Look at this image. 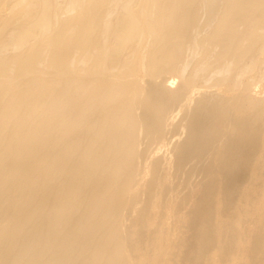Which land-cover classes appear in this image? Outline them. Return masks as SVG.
<instances>
[{"label": "bare ground", "instance_id": "bare-ground-1", "mask_svg": "<svg viewBox=\"0 0 264 264\" xmlns=\"http://www.w3.org/2000/svg\"><path fill=\"white\" fill-rule=\"evenodd\" d=\"M259 115L264 0H0V264H264Z\"/></svg>", "mask_w": 264, "mask_h": 264}, {"label": "rangeland", "instance_id": "rangeland-1", "mask_svg": "<svg viewBox=\"0 0 264 264\" xmlns=\"http://www.w3.org/2000/svg\"><path fill=\"white\" fill-rule=\"evenodd\" d=\"M263 122H264V116L263 115H259L258 117H257V119L255 120V122H254V124H253V128L255 129V130H260L261 128H262V125H263ZM258 134L259 133H257V137H258ZM254 138H255V135H254ZM256 148V147H255ZM255 152H256V154H254L255 156L254 157H252L251 159H250V161H245V162H243V161H240L237 165H236V172L237 171H239V172H241L242 174H246V173H248V172H250L251 171V169L253 168L252 166L256 163V156H260V158L262 159V163H263V167H264V153H262V154H260V152H258V150L256 149L255 150ZM264 169V168H263ZM256 174L258 175V176H260L261 177V180H262V182H263V184H262V186L261 187H257L258 188V190H264V170H262V168H260V167H258V170H256ZM248 184H246L245 186H247ZM251 187H253V185L251 186ZM227 190L226 189V187H225V185L223 186V190ZM260 191V192H261ZM231 193V192H230ZM229 193V194H230ZM234 194H235V196L237 195V193H238V189H236L234 192H233ZM221 209H220V213H221V215H223V213L225 212V210H226V208H227V206H228V203H227V201H225V199H223L222 201H221ZM242 242V245H244L245 244V241H244V239L241 241ZM259 259H264V247H263V249L261 250V252L259 253V257H258Z\"/></svg>", "mask_w": 264, "mask_h": 264}]
</instances>
